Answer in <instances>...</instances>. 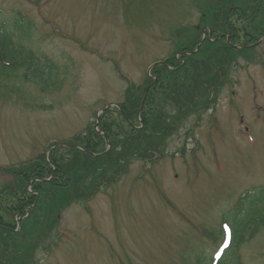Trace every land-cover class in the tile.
Here are the masks:
<instances>
[{"label": "rangeland", "instance_id": "obj_1", "mask_svg": "<svg viewBox=\"0 0 264 264\" xmlns=\"http://www.w3.org/2000/svg\"><path fill=\"white\" fill-rule=\"evenodd\" d=\"M205 1L0 0V22L14 30L11 43L6 33L0 35L1 47L31 49L45 70L42 78L32 76L0 59V165H17L0 169V217L6 226L12 219L16 223L18 198L30 197L18 186L33 165L49 170L50 157L74 178L86 171L73 170L70 146L54 141L76 143L99 131L104 140L99 153L125 140L128 149L141 146L142 153L127 156L120 173L111 169L91 180L95 186L86 200L78 191L69 202L51 195L42 210L31 204L24 235L15 233L28 244L3 240L0 264H195L198 255L209 259L221 243L224 221L234 229L235 262L264 264V42L253 51L231 52L233 61L223 66L226 81L211 89L217 100L209 111L211 105L200 108L204 87L194 88V107L180 111L171 98L179 94L171 93L156 114L163 130L152 133L150 144H139L147 140L149 124L141 127L134 118L132 130L117 106L131 87L133 96H144L149 66L172 57L175 31L199 24ZM250 5L242 0L230 5L247 7V20L232 18L238 44L246 43L244 32L264 36V4L256 14ZM19 12L27 19L14 21ZM191 85L178 88L184 93ZM161 94H150L147 102ZM51 147L60 151L50 154ZM38 174L33 172V181ZM34 185L43 192L52 188L43 180ZM22 253L18 263L15 257Z\"/></svg>", "mask_w": 264, "mask_h": 264}, {"label": "trees", "instance_id": "obj_2", "mask_svg": "<svg viewBox=\"0 0 264 264\" xmlns=\"http://www.w3.org/2000/svg\"><path fill=\"white\" fill-rule=\"evenodd\" d=\"M242 1L245 3V5L250 3L251 5L249 7L253 8L255 14L256 10L262 9V6L264 4V0ZM231 4H235V0H206L205 2H202L201 7H199V10L201 12V21L199 22V24L189 25V27H180L177 31H175V35L178 37V41H176L175 44L173 52L174 54L171 58L167 59L166 62L169 63L172 59V61L174 62H170V64L177 65L178 67L176 70H170L167 66L161 65L153 70V73L158 76L159 81L153 85L152 89L149 92V96L150 94L155 96L159 92H162V94L154 98L152 101L147 102V105H145L143 109L141 117L146 123V126L149 124V127L144 130V135L146 136L147 140L140 141L139 144H150L154 140V136L152 135V133L156 131L160 132L163 130V128L160 127V124L157 123L158 117L156 116V114L160 115L161 112L157 110L160 108H164L165 99L167 97H170L171 93L173 95L175 93L177 95L179 94L177 97L171 98L172 100L176 101V104L179 106L180 110L189 105H192V107H194V88L198 89V87H204V90L206 92L200 93L201 95H203V102L200 108H207L209 104L212 103L211 93L210 91H207L208 86L206 84V81L208 80L209 84L213 85H215V82L217 81H222L224 74L223 65L227 62V59H230V62L234 59V56L231 53L234 48L229 45L228 41L225 39L226 36L221 32H226L227 34H229L231 43L236 44V41H238L239 33L238 28L236 27L234 22H232V18L238 16L240 19L244 18L247 20V17L245 15V13L247 12V7L231 8ZM253 16L254 15L252 14L249 16V18ZM25 18L27 19L23 12H19L14 21H16L17 19L26 20ZM261 26H263V24ZM207 27H209L210 30H206V38L203 40L200 49L195 52L194 50L197 48V45L200 43V41H202V35L203 32H205L202 31V29H205ZM7 29V23L0 22V35L2 33H6L11 43L14 30ZM210 31L212 32L211 36L209 35ZM189 35L192 38L187 37ZM182 36L183 43L179 42V37L182 38ZM187 38L188 40H186ZM255 40H257V38H255ZM0 43L5 44V41L0 40ZM25 51L26 50L24 48L17 50L14 48V46L6 48L5 46L1 47L0 45V57L2 55L9 57L12 60V69L14 71H16L20 67L26 68L29 75L39 73L42 78L45 74V70L39 68V58L34 56L32 52L27 51L28 55L25 59L26 61L22 60L21 56ZM177 52H182L181 59H186L184 63L182 62V60L175 56ZM41 78L39 77V79H37L36 81L45 89ZM189 81L192 82L191 87L185 86L184 88L186 91L182 93L183 90L178 87L186 85V83ZM142 99L143 96H133L132 87L126 91V99L123 102L121 106L122 109L120 111L125 120H133L134 118H138ZM103 129L106 131L109 130V128L104 127ZM98 135L99 134L97 132H93L90 136L87 135V137L78 138L79 142L84 146V150L75 147L70 148L68 161L70 162L73 170H78L82 167L83 171L86 170L82 177L74 178L69 174L67 175V178L65 175L57 176L54 178L52 183H48L52 188L49 187V189H45L44 192L42 190L43 186L33 185L34 189L36 188L38 189V191H40L39 194L41 196L39 200L37 194L34 193L33 188V191L31 192L27 191L26 189V186L29 185L33 180V172H40L41 174H38V176L42 177L47 173L54 172V169L58 167L59 163L51 158V161L54 163L55 168L49 167L50 169L47 170L46 167L37 169L38 166H33L37 168H34L32 173L28 175L29 178L26 179V175H21V182L19 183L18 189L21 190V194H29L30 197L18 198L19 204L17 205V211L20 213H24L27 205L35 204L36 202L38 205L37 209L42 210L44 207H46L45 204L49 202L51 195L53 196V199L64 200L65 197L70 198L74 194L76 196L78 191L79 196L86 192V194H90L92 193L89 192L91 187L95 186V182L91 183V180L103 178L104 174L109 172L111 169L115 170L116 173H120L122 164L125 162L127 156H134L135 153L142 154L139 149V147L141 146L131 147L130 149H128V147L126 146L129 143L126 144L127 140H125L123 141L125 142V144L122 147H118V144L111 150L96 155L95 153L99 152L98 145L100 144V142H102L101 138ZM134 135L136 134L132 131L131 137ZM96 138H98L97 143L95 141ZM73 198L71 199V201L73 200ZM255 223L259 224L258 222ZM6 224L7 223L4 222L3 217H0V255L2 253V241L6 240L7 238H11L13 241L17 240L18 238V240H21L23 242L22 248H25V245L28 244L27 237H17L14 234L13 230L8 229L5 226ZM15 225L16 224L14 223V228L16 227ZM256 234L257 229L252 230L251 237ZM21 235H23V233ZM240 238L243 239L244 237L242 236ZM234 246L235 240L233 241V246L226 252L220 264H228V261L231 258H234L233 264H241L239 258H237V262H235V255L233 250ZM17 258H19V261H24V253H22V255H19ZM197 264L208 263H206L202 257H198Z\"/></svg>", "mask_w": 264, "mask_h": 264}, {"label": "snow or ice", "instance_id": "obj_3", "mask_svg": "<svg viewBox=\"0 0 264 264\" xmlns=\"http://www.w3.org/2000/svg\"><path fill=\"white\" fill-rule=\"evenodd\" d=\"M222 228H223L224 233H225V240H224V242L222 244L221 251L217 253V256H219L222 253L223 249H226L229 246L230 242H231L232 230H231V228L229 226V223H224L222 225Z\"/></svg>", "mask_w": 264, "mask_h": 264}]
</instances>
